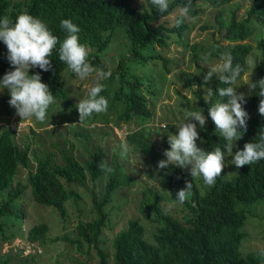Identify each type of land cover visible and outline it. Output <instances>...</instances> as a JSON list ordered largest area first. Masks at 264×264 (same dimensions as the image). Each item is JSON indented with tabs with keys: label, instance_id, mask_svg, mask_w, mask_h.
I'll return each mask as SVG.
<instances>
[{
	"label": "trees",
	"instance_id": "trees-1",
	"mask_svg": "<svg viewBox=\"0 0 264 264\" xmlns=\"http://www.w3.org/2000/svg\"><path fill=\"white\" fill-rule=\"evenodd\" d=\"M136 1L0 0V18L7 17L14 23L19 14L28 12L43 20L60 42L67 35L60 22L69 19L75 23L80 29L78 34L80 42L88 47V59L92 66L104 71L111 70V77L100 81L105 85V90L101 94L108 99L107 110L116 111L118 125L127 126L134 123L137 126L135 129L126 130L124 142L129 145L130 150L155 165L153 185L141 191L140 200L141 214L147 215V219L155 224L152 239L146 237V231L138 220L130 219L126 227L112 239L113 264H264V261L258 258V252H249L245 255L240 253L244 237L242 227L245 225L247 215L242 206L264 204V159L252 165L236 167L237 173L230 180L220 175L215 184L205 187L203 192L190 175L191 166L184 169L170 165L167 169H158V162L166 159L163 152L170 149L168 137L156 134V137H161V145H158L152 130L144 127L155 113L156 81L152 77H141L138 73L130 71L128 61L144 65L149 59H160L149 52L144 53V50L154 45L166 47L169 39L167 32L178 35L180 39L183 37L188 29L185 20L177 26L178 16L172 27L166 26L161 20L180 10L185 0H171L168 10L164 13L152 5L151 0H145L146 7L139 9L136 7ZM232 1L234 0H193L189 16L193 17L198 13L194 7L197 2H205L212 8H220ZM220 17L221 13L216 12V19ZM253 20L260 28H264V0H250L245 19H239L237 12L231 15L226 24L221 23L220 19V28L224 26V37L230 45L221 46L215 42L213 55L221 59L223 54H231L234 65L236 63L246 65L247 71L246 58L251 54L253 47L244 41L252 35L250 23ZM118 29L123 31L121 32L128 42L127 52L130 46V55L126 57L127 59H118L115 66L109 68L101 61L99 54L111 45L113 35ZM182 45L187 46L184 42ZM59 47L58 43L49 57L52 60L49 71L32 68L29 74L39 73L42 82L49 85L55 99L62 100L63 107L77 115L78 109L69 98L62 74L65 73L67 79H75L77 75L60 61ZM256 48L259 58L255 65L253 82L264 79V37L260 39ZM7 55L6 45L0 41V80L7 72L14 70ZM162 61L166 64V60ZM245 72L241 74V78ZM186 75L188 77L182 79L186 87L196 84L212 89L207 98L210 105L221 99L217 89L226 85L220 83L218 76L214 75L212 81L205 85L204 78ZM196 98L206 117L205 127L202 129L198 125L197 128L202 149L212 151L217 144L222 147L225 141L219 133L216 134V126L208 113L209 104L201 94H196ZM246 100L243 107L249 114L247 131L239 129L243 135L236 141L235 152L243 150L246 143L254 142L258 133H264V116L258 112L260 97L253 92ZM100 116L103 117V113ZM99 119V114H93L84 122H95ZM14 136L15 130L10 128L0 132L1 239L8 241L12 238L5 236L4 219L25 217L26 201L23 195L26 190L29 191L31 201L52 207L63 219L66 215L65 203L69 200H79V194L70 188L71 183L84 186L89 179L92 186H95L97 181L106 175L102 195L91 193L94 218L76 225V240L56 237L53 242L66 241L77 249L84 243L89 249L95 250L97 264H109L107 253L102 248L104 243L102 233L109 222L107 207L112 202L115 192L130 183V178L119 164V155L114 153L112 160L107 161L106 151L99 146L81 163L74 156L72 147L65 152L57 149L46 151L37 159L35 169L28 172L26 182L22 184L15 182L14 179L19 167L26 168L29 165L30 149L28 146L18 147ZM101 161L106 162L112 170H101L99 168ZM186 182H192L193 188L186 202L180 204L175 200L176 189L184 188ZM162 192H167L171 199L177 202L174 209H171L173 203L169 202V199H163ZM48 231L46 223L35 224L26 231V239L29 244L41 245ZM8 262V255L0 256V264Z\"/></svg>",
	"mask_w": 264,
	"mask_h": 264
},
{
	"label": "rangeland",
	"instance_id": "rangeland-1",
	"mask_svg": "<svg viewBox=\"0 0 264 264\" xmlns=\"http://www.w3.org/2000/svg\"><path fill=\"white\" fill-rule=\"evenodd\" d=\"M11 1L25 2L27 0ZM249 2L250 0H234L220 8H212L205 2H197L194 7L198 13L193 17L188 15L185 19L188 29L181 39L178 35H171L167 32L169 39L166 47L154 45L144 50V53L149 52L154 57L159 56L160 59H149L144 65L128 61L130 71L138 73L141 77H152L156 81L155 113L152 120L146 123L144 127L152 130L158 145H161V137H156V134L165 137H168V133L178 134L176 126L184 121L185 110L200 109L196 94H201L204 99L208 98L209 93L205 86L199 87L193 84L191 87H186L182 79L185 80L188 77L186 74L204 78L208 66L222 63V59L213 55L215 42L221 46H228L230 43L224 37V26L222 25L220 28V19L221 23L226 24L235 12H237L239 19H245ZM136 7L138 9L146 7V1L137 0ZM216 12L221 13L218 20L216 19ZM178 16L179 10L164 17L161 22L172 27ZM250 24L252 35L244 42L250 44L253 50L246 58L247 71L234 84L237 92L244 93L246 98L250 96L247 84L255 78V65L259 58L256 47L260 39L264 37V28L256 25L254 20ZM121 31V29L116 30L111 45L99 54L101 61L109 68H113L118 59H127L126 57L130 55V46L129 52H127L128 42L122 34L123 31ZM183 42L187 46L184 47ZM208 52H211V56L205 61L202 57ZM162 59L166 60V64H163ZM94 68L97 71L101 70L98 67ZM62 81L68 89L70 100L76 106L79 100L87 95V90L97 82V77L96 72H93L85 80H80L78 76L75 79H67L63 73ZM0 90H2V85H0ZM9 100V90L4 89L0 92V132L6 128L15 129L14 139L17 146L20 148L28 146L30 149L29 165L26 168H18L15 182L24 184L28 172L35 169L37 159H40L46 151H56L57 149L65 152L72 147L74 156L83 163L88 159L89 153L101 146L107 153V161L112 160L114 153L119 155V164L130 178L129 185L119 188L107 207L109 222L108 227L102 233L104 239L102 248L107 253L109 264H113L112 239L116 233L126 227L130 219L138 220L146 231V237L149 240L152 239L155 224L147 219V215L141 214L140 200L141 191L153 185V177L156 174L155 165L145 161L132 150L126 157L120 155V145L124 142L126 130L137 128L134 123L127 126L118 125L116 111L109 110L103 113V117L99 114L100 119L98 121L80 123L79 112L74 115L70 109L63 107L64 102L62 100L55 99L56 102L48 109L43 123L33 117L25 120L19 126L21 118L16 115V110L10 106ZM196 123L198 124V122ZM66 124H68L67 127H65ZM197 144L202 148L201 138L197 140ZM232 159L233 157L225 154L221 175L226 180L232 179L237 173L236 166L231 163ZM105 180L106 175L99 179L95 186H92L89 179L84 186L72 182L70 188L79 194V200H69L65 203L66 215L63 219L52 207H45L33 200L31 201L29 191L26 190L23 195V199L26 201L25 217L4 219L5 236L8 238L12 236V238L4 241L0 236V256L8 255V264H97L98 257L95 250L89 249L84 243H81L77 249L66 241L53 242V239L56 237H64L68 240L77 239L76 225L79 222H87L94 218L91 193L95 192L97 196H101ZM194 180L201 192L209 186L204 183L202 178ZM182 188H177V192ZM162 193L163 199H169V202L173 203L171 209H174L177 202L173 201L167 192ZM242 208L246 210L247 215L245 225L242 227L244 237L241 242L240 253L245 255L264 249V204L242 206ZM39 223H46L49 227L46 238L41 245L29 244L26 239V231Z\"/></svg>",
	"mask_w": 264,
	"mask_h": 264
},
{
	"label": "clouds",
	"instance_id": "clouds-1",
	"mask_svg": "<svg viewBox=\"0 0 264 264\" xmlns=\"http://www.w3.org/2000/svg\"><path fill=\"white\" fill-rule=\"evenodd\" d=\"M151 4L156 6L161 13L169 8V0H151ZM193 0H185L183 7L179 10L177 26H180L188 17L192 10ZM61 28L67 33L62 42L58 40L47 24L38 17L28 12L18 15L15 22H11L7 17L0 18V41L6 45L8 50L7 59L14 70L7 72L0 85L2 92L8 89L10 93L9 104L16 110V115L21 118L19 126L30 118H35L43 123L46 119L47 111L55 101V95L49 85L42 82L39 73L29 74L30 69L39 68L43 71L51 69L49 57L56 45L59 43V59L67 65L68 69L76 74L80 80L87 79L93 72H96L97 82L87 90V95L76 104L79 112V121L82 123L93 114L105 113L108 109V99L101 93L105 90V85L100 83L111 77V70L97 71L89 61V50L87 45L80 42L79 27L69 19L60 22ZM211 52L206 53L202 59L207 61ZM222 63L215 66H208V71L204 76L205 85L209 84L214 75H218L221 84L226 85L217 89L221 98L214 104H209L208 113L216 126V134L225 141L221 147L217 144L214 150L207 151L200 148L197 140L200 134L198 125L204 128L206 117L204 110H185V119L177 127L178 134L168 133V144L170 149H166L163 155L166 159L158 162V169H167L170 165L187 169L190 167V175L193 180L202 178L204 183L211 186L216 182L224 168L225 151L228 156L233 157L231 163L237 168L245 165H252L264 159V133H258L254 142L244 145L243 150L233 153L235 142L239 140L243 133L239 129L247 131L248 113L243 107L247 102L244 93H238L232 85L241 78V74L246 71V65L233 63L231 54L221 56ZM249 94L255 93L260 97L258 112L264 116V79L247 84ZM211 94L212 89H207ZM225 98H227L225 100ZM198 122V124L196 123ZM73 125V124H72ZM68 124L65 125L67 127ZM121 157H126L130 152L127 143L120 145ZM101 170L111 171L106 162L99 164ZM193 188L192 182H186L184 188L180 189L175 196V200L180 204L186 202ZM259 259L264 261V249L257 253Z\"/></svg>",
	"mask_w": 264,
	"mask_h": 264
},
{
	"label": "built area",
	"instance_id": "built-area-1",
	"mask_svg": "<svg viewBox=\"0 0 264 264\" xmlns=\"http://www.w3.org/2000/svg\"><path fill=\"white\" fill-rule=\"evenodd\" d=\"M20 129V128H19ZM13 130H15V129H13ZM16 131V130H15Z\"/></svg>",
	"mask_w": 264,
	"mask_h": 264
}]
</instances>
